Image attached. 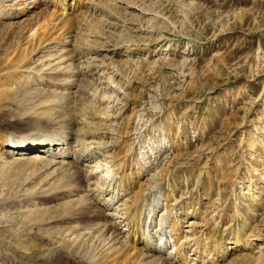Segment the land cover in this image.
I'll return each instance as SVG.
<instances>
[{"label": "rangeland", "instance_id": "rangeland-1", "mask_svg": "<svg viewBox=\"0 0 264 264\" xmlns=\"http://www.w3.org/2000/svg\"><path fill=\"white\" fill-rule=\"evenodd\" d=\"M60 3L0 0V264H99L116 220L102 188L158 241L184 212L191 264H264V0ZM44 42L73 50L68 72L45 73ZM54 127L78 162L7 154Z\"/></svg>", "mask_w": 264, "mask_h": 264}, {"label": "bare ground", "instance_id": "bare-ground-1", "mask_svg": "<svg viewBox=\"0 0 264 264\" xmlns=\"http://www.w3.org/2000/svg\"><path fill=\"white\" fill-rule=\"evenodd\" d=\"M65 1L66 0H50V3H52L55 6L56 2H61L60 4L62 5V10H64L65 12H66V10L71 11V13H68V15L66 16L68 18V17H71L73 15L78 16V14L84 15V17H85V13L87 14L89 12L88 9L91 10L95 7V2L97 0H74L75 3L74 2L71 4L69 3L67 5L68 7L65 5L66 4ZM113 1H116L118 4V3L124 2V1L126 2L127 0H113ZM129 6H131V4H129L127 7H129ZM132 6H134V5H132ZM86 8H87V10L83 11ZM77 12H79V13L77 14ZM141 13L145 14L147 12H145V10L141 9ZM63 14H65V13H63ZM59 16H61V15H59ZM64 43L69 44L68 41H64ZM70 46H71V44H70ZM41 48H43L44 51L40 50L36 54L37 56L39 54L48 53L47 55L44 54V56H39V58H41V61L43 58H45V59H43V62H42L44 65L41 64L44 66L45 73L46 72L48 74L53 73L58 68H60V69L62 68L63 70H67V72H68L67 68H69V66L71 65L70 60H69V59H71V57L69 58V56H71V52L73 50L70 51L69 55L68 54L66 55L65 53H66L67 49L64 51H57L55 49L56 46L51 47V43H46V42H44V45ZM45 48H46V51H45ZM113 48L108 50V52L117 54L118 53L117 51H119V49L118 48L113 49ZM69 49H68V51H69ZM61 72H62V70H61ZM78 73H80V71ZM55 128L56 127L52 128L50 130L47 129V131L46 130L43 131L41 129V131L35 130L32 132H28V133H22V134H20V136H16L12 140H8L7 141V143H8L7 154L10 155L11 158H13V156H16V157L20 156V157L24 158L23 156L28 154L30 152V150L31 151L38 150V152L44 153L45 155L49 154V158L51 159V162H52L51 164L58 169H61L64 166H71L72 163L78 162L75 159L76 158V156H75L76 150L74 149L75 148L74 145L72 146V143H73L72 140L69 141L66 137H65L66 138L65 139V138L58 136L59 135V134H57L58 131H57V129L55 130ZM63 136H64V134H63ZM13 159H12V162H21L22 160H25V159H21V161H14ZM41 159L46 160L45 158H41ZM65 159L67 160L68 163L65 162L66 161ZM68 159H71L72 161H69ZM47 161H50V160H47ZM85 166L90 167V164H85ZM92 167H95V169H97V170L90 171L91 173L89 172L91 174V177H93V175L99 171L100 166L96 164ZM79 171H80V173H83L84 170L79 169ZM89 183H91V182H89ZM94 188H96V187H94ZM101 191H102L103 195L110 193L109 195H110V198L112 199V204L109 208L104 209V210H106V214L108 216L115 217L116 220L113 223H109L108 225H105V227L103 228V232L106 233V236H107V244L106 245H108V247H103V249H100L102 251H100L99 257L97 258L99 261L98 262L99 264H191L190 261H188L186 259V257L184 256V252L186 251V246L190 245L191 242H188V241L184 242V241H182V239L180 241V238L182 236L178 237V234H180L179 231H181L180 230V222L183 221V220L180 221V217L183 216L184 212L181 211L180 213L175 214V211L169 210L168 216L167 215L165 216L164 214H162V216L160 218L161 231L159 232V230H158V232H157L158 234H160L162 236L161 237L162 240L158 241V239L156 240V236L154 234V229H152L151 227H152V224H154L153 222L156 219V217H158V212L161 209L160 205L155 206L154 210L152 211V220L150 223L151 225L149 227L151 229L150 230L147 229L145 231H142V228L140 227L142 225V223L139 222L140 220L135 221L134 220L135 218L129 216V214H127V213H126L127 215H125V216L122 215V210H123L122 206L125 205L124 202H125V200H127L124 198V196L122 194L115 196L117 192H114L113 194H111L112 191L110 189H104V188H102ZM95 199L100 201V199L97 197H95ZM118 202H120L121 204L117 205ZM115 205H117V206H115ZM184 211L186 212V210H184ZM134 216H136V214H134ZM123 224H125V226H126L125 229L122 228ZM183 224H185V223L183 222ZM187 226H190V225L187 224L186 227ZM108 227H111L110 230ZM181 227H182V225H181ZM191 227H192V225H191ZM182 230H183V228H182ZM167 234H169L171 236V238H174V240L172 242H175L176 244L174 243L175 244L174 245L175 250L171 251L168 255L165 254V256H164V250L163 249H164V247H167L170 244L168 237H166V239H164L166 241L163 240V236L164 235L167 236ZM194 238H196V237H194ZM234 243H236V242H234ZM115 245H120V246H115ZM237 245L240 246V244H238V242H237ZM111 247H115V249L114 248L112 249ZM116 247H117V249H116ZM184 249H185V251H184ZM122 255H125V257L121 258ZM95 257H97V256H95ZM214 259L215 258H213V260ZM209 260H211V259H209ZM219 262H222V261L217 260L216 264H219ZM213 263H211V264H213ZM194 264H197V263H194ZM203 264H205V262Z\"/></svg>", "mask_w": 264, "mask_h": 264}]
</instances>
